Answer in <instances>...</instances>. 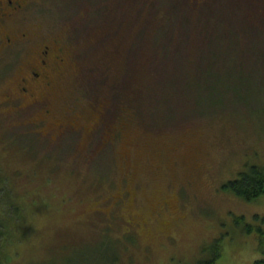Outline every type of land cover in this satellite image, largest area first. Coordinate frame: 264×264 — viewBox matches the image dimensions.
<instances>
[{"label":"rangeland","instance_id":"obj_1","mask_svg":"<svg viewBox=\"0 0 264 264\" xmlns=\"http://www.w3.org/2000/svg\"><path fill=\"white\" fill-rule=\"evenodd\" d=\"M46 8L30 14L27 27L45 38L55 36L73 61L67 80L53 93L54 110L43 117L35 106L16 111L2 101L9 84L0 82V141L20 133L28 136L26 147L27 140L42 137L45 143L38 149L51 156L39 166L36 180H14L43 203L28 223L39 230L35 243L49 235L53 251L65 242L89 250L118 235L117 249L128 264H253L260 259L264 195L245 201L227 182L250 166H264V0H58ZM160 22L172 31L164 33ZM173 37L206 41L215 53H224L216 64L221 63L225 86L237 82L240 89L243 81L238 96L232 98L230 90L219 106H192L194 99L178 94L184 92L178 85L183 118L165 122L161 91L145 54ZM7 76L15 78V72ZM204 90L200 96L206 97ZM118 104L125 109L116 122L119 139L108 143L103 140L107 130H95L94 123L98 119L99 126L100 117L110 123ZM0 158L2 166L14 170L21 164L32 172L26 157L9 152ZM112 206L122 217L120 227L105 222ZM103 223L127 226L138 237L131 242L129 232L111 229L100 236Z\"/></svg>","mask_w":264,"mask_h":264},{"label":"trees","instance_id":"obj_2","mask_svg":"<svg viewBox=\"0 0 264 264\" xmlns=\"http://www.w3.org/2000/svg\"><path fill=\"white\" fill-rule=\"evenodd\" d=\"M160 23L165 28L164 33L172 31L170 25L163 22ZM200 43H187L182 41L180 37H173L172 41L169 43H164L163 45L160 42L156 43L154 45L155 48L151 49L152 52H147L145 54L147 55L149 53L145 60L151 64L150 71L154 74L155 88L161 91L160 106H164L165 111L162 116L166 120L165 122H170L172 124L178 119L183 118L184 113L179 110L180 103L178 101H180V99H176L175 89H178V85L184 88V92L178 94L194 99V102H191L192 106H195V103L196 105L204 103L206 105L219 106L223 103L221 97L225 92L229 93V91L232 90L231 97H237L238 91H240L242 87L243 81L241 82L240 89H238L237 82L234 83L235 87H231L230 85L225 86V81H223L225 75H223V72L220 70L221 63L218 65L216 64L217 60L222 62L225 54H217L214 50H211L210 47L213 46L212 43L209 44L206 41L205 43L207 44L203 42ZM194 45H197L201 49H198V51L189 50L190 47ZM194 51L196 52L193 54ZM148 63H146L145 66L149 67ZM119 70H121V68L118 69V71ZM259 70L260 67H257V73H260ZM240 71H244L243 68ZM100 73L102 75V72ZM242 73L239 74L241 80H243ZM245 79L248 80V84H250L248 75ZM213 82H217L218 84L221 83L222 86L218 88L212 85ZM204 84L207 85L205 86ZM166 89H169V93H167ZM202 89L206 90V97L200 96V91ZM172 91L175 93V96L167 97ZM98 106L100 107L101 105ZM117 111L119 113L114 111L115 113L109 115L113 120L107 125L102 122L101 117L99 126L98 119L94 123L95 130H107L104 132L107 136L103 140L107 141L109 139L108 143L114 141L116 138L119 139L118 132L120 131L116 122L119 124L122 120V116L120 115L125 109L118 104ZM102 116H105V113L102 114ZM25 138L28 139V136L12 132V134L9 133L8 136H3L0 141V153L2 156L8 155L9 152H14L18 157H26L25 159L30 162L32 168L30 174L20 169L22 166L21 164H19L20 167L15 166L13 170V166H8V164H3L2 166L3 162L1 158L3 159V157L0 158V264H128V262L124 261L125 252L119 248L117 249L119 242L118 238L120 237L118 235V238L110 237L114 240H104L99 248L97 247L89 250L80 248L81 245H73L65 242L61 243L58 248L55 249L56 251H53L54 248L51 247L52 244L49 235H45V238L42 236V240H40L38 244L35 243V241L40 238L38 234L39 230L34 224L30 223L31 226L28 223L31 220L32 214H34L33 210L37 206L43 205V203L34 199L33 192L31 193L23 188L22 190L19 189L17 187L18 181L14 182V180L18 178L26 179V177L31 180H36L35 175L38 174L39 166L51 156H46V154L42 152L43 148H41L42 151L38 149L42 147L40 142L45 143L42 137L36 138V142L39 143L33 142V140L30 141V139L27 140L28 145H26V147L24 146L26 143ZM23 165H25V163ZM50 171H53V169H50ZM101 176L102 175H100V177ZM106 176L108 177V175ZM227 183L235 196L245 201L255 200L264 195V166H250L245 171L240 172L237 178ZM105 201H108V197H106ZM118 201L125 202L123 198L118 199ZM113 206L110 208V215L105 222L109 221L111 223L113 220L114 224L120 227L122 225V217L117 212L118 209ZM95 213L100 215V218L104 216L100 209H96ZM104 223V227H101L102 231L100 236H108L109 230L111 229L118 230L115 234H120L118 233L119 231L124 232V234L129 232L131 242L135 241L138 237L136 230L127 229V226L123 229H114L113 226H108ZM92 225L94 224L92 223ZM97 231L98 227H94L93 232ZM258 231V234L262 240H264V231L262 229H258ZM247 233L249 232L247 231ZM112 243L114 245L111 246L110 244ZM262 245L263 243L260 242L258 249L262 257L255 260L253 264H264V248ZM220 250L218 246L215 247V258L220 257ZM106 251L112 254L108 255ZM25 253L28 255L26 260L23 259L26 255ZM33 253L37 254L34 258H32Z\"/></svg>","mask_w":264,"mask_h":264},{"label":"flooded vegetation","instance_id":"obj_3","mask_svg":"<svg viewBox=\"0 0 264 264\" xmlns=\"http://www.w3.org/2000/svg\"><path fill=\"white\" fill-rule=\"evenodd\" d=\"M55 1L0 0V82L9 84L2 101L21 112L35 106L39 117L54 110L53 93L73 66L55 36L45 38V33L27 27L30 14L43 12ZM13 72L15 78L8 80Z\"/></svg>","mask_w":264,"mask_h":264}]
</instances>
